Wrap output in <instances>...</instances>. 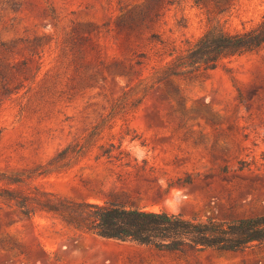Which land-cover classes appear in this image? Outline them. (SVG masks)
Wrapping results in <instances>:
<instances>
[{
  "label": "rangeland",
  "instance_id": "obj_1",
  "mask_svg": "<svg viewBox=\"0 0 264 264\" xmlns=\"http://www.w3.org/2000/svg\"><path fill=\"white\" fill-rule=\"evenodd\" d=\"M262 18L264 0H0V170H31L77 199L197 218L264 214V44L163 76L210 26L239 32ZM73 139L84 147L68 164L43 166ZM111 141L132 155L145 148L144 168L95 158ZM173 189L187 197L178 211L165 205ZM0 264H264V244L164 251L0 200Z\"/></svg>",
  "mask_w": 264,
  "mask_h": 264
},
{
  "label": "trees",
  "instance_id": "obj_2",
  "mask_svg": "<svg viewBox=\"0 0 264 264\" xmlns=\"http://www.w3.org/2000/svg\"><path fill=\"white\" fill-rule=\"evenodd\" d=\"M263 44L264 18L255 26L239 32H227L212 25L192 45L169 61L163 76L190 75L200 70L214 69L223 59ZM9 83L3 82V86L7 88ZM98 127L99 124H95L89 135L96 133ZM130 139H134V136ZM83 147V143L73 139L43 166L66 165ZM100 157L126 167L144 168L146 163L145 160L139 163L121 141L99 144L95 158ZM43 166L35 167L34 171L42 173L45 170L41 169ZM32 173L26 169L11 173L0 170V200L10 202L27 217L40 212L50 213L77 229L164 251L186 253L207 248L242 251L264 244V214L238 219L197 218L114 201L77 199L44 188L34 180ZM191 179L189 175L178 177L176 183L183 184Z\"/></svg>",
  "mask_w": 264,
  "mask_h": 264
},
{
  "label": "clouds",
  "instance_id": "obj_3",
  "mask_svg": "<svg viewBox=\"0 0 264 264\" xmlns=\"http://www.w3.org/2000/svg\"><path fill=\"white\" fill-rule=\"evenodd\" d=\"M146 149L137 145L134 150V155H136L138 160H142L145 158ZM158 183L161 185L162 188H167V182L164 178H161ZM181 197H183V190L181 189H173L170 193L169 199L165 201V205L175 204L176 210L178 211L181 201ZM187 199V197H183Z\"/></svg>",
  "mask_w": 264,
  "mask_h": 264
}]
</instances>
